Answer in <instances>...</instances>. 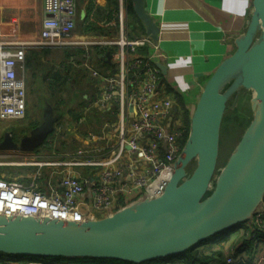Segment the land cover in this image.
<instances>
[{
	"label": "water",
	"instance_id": "95a60500",
	"mask_svg": "<svg viewBox=\"0 0 264 264\" xmlns=\"http://www.w3.org/2000/svg\"><path fill=\"white\" fill-rule=\"evenodd\" d=\"M251 4L235 50L202 87L188 137L160 196L78 222L0 214V254L142 264L184 253L249 221L264 202V0ZM131 6L145 35L157 42L159 27L147 13L145 0H131ZM105 62L110 63L108 52ZM156 67L167 75L165 64ZM247 90L254 93L252 120L217 173L225 111L234 109ZM56 121L44 113L42 123L18 142L5 133L0 151L36 150L48 140Z\"/></svg>",
	"mask_w": 264,
	"mask_h": 264
},
{
	"label": "built area",
	"instance_id": "2783aa9c",
	"mask_svg": "<svg viewBox=\"0 0 264 264\" xmlns=\"http://www.w3.org/2000/svg\"><path fill=\"white\" fill-rule=\"evenodd\" d=\"M42 9L41 29L28 39V46L80 49L63 59L89 73L96 88L93 96H83L85 109L101 111L104 120L99 134L85 135L84 146L75 145L61 154L52 151L49 161L38 160L35 150L0 151V166L31 170L24 181L0 177V203L5 204L0 214L78 222L110 216L137 200L160 196L185 138L181 123L172 115L174 101L164 92L163 76L156 67L161 59L170 57L160 59L155 42L147 36L131 39L120 21L117 41L105 44L110 47V63L116 72L100 74L91 66L87 48L96 43L84 40L89 36L74 34L76 0H43ZM100 23L114 25L112 20ZM25 48L0 38L1 121L25 117ZM145 48L146 52H140ZM105 55L106 51L101 52L100 58ZM56 123L52 134L57 138L63 125ZM55 146L56 142L51 145ZM45 169H49L47 176H43ZM244 226L248 229L243 231L244 238L255 246L261 236L253 231L264 232V209L258 208ZM233 262L228 258L224 264ZM252 264H264V257H255Z\"/></svg>",
	"mask_w": 264,
	"mask_h": 264
},
{
	"label": "crops",
	"instance_id": "0c3cea01",
	"mask_svg": "<svg viewBox=\"0 0 264 264\" xmlns=\"http://www.w3.org/2000/svg\"><path fill=\"white\" fill-rule=\"evenodd\" d=\"M251 1L145 0L147 13L159 27L158 41L155 42L156 53L160 59L163 55L170 57L160 60L167 66V75H161L164 78V92L169 96L173 94L178 96V99L174 98L172 113L175 120H178L175 115L182 110L185 118H190L205 82L222 60L235 50L234 41L245 29L252 9ZM42 6L43 0H0V30L5 32L13 28L15 32L20 31L17 33L19 40L16 44L28 46L30 43L28 39L35 38L41 29ZM126 6L125 0H76L77 19L74 34L83 38L89 36L91 40L85 41L96 43L88 45L87 48H89L91 66L96 68L100 74L116 72V66L105 62L106 55L104 59H101L100 53L104 51L107 53L109 50L106 48L109 47L105 44L119 37L120 21L123 22L126 30L127 23L129 24ZM82 11L85 12L83 19ZM104 20H112L114 25L110 27L101 25L100 22ZM12 21L15 22L12 23ZM141 34V37L146 36L144 28ZM3 35L9 36V33H3ZM130 38L137 39L132 36ZM32 46L37 45H30ZM69 48L71 49L69 53H73L75 48ZM146 50L145 48L140 52L144 53ZM71 56L69 55V58ZM96 63L98 66L95 65ZM68 66L72 67L69 64ZM62 68H65L64 65ZM82 74L87 75L90 81V86L86 87L85 93L80 96L86 106L83 96L86 94L89 97L93 96L96 86L88 72L82 70ZM179 99L184 106H181ZM99 112V116L104 120L102 112ZM101 129L102 125L98 133H92L99 134ZM262 208L264 209V202ZM254 230V233H259L261 236L260 242H257L255 246L242 247L239 253L236 251L238 249L236 243L232 245L230 242H222L223 244L220 242L215 248L223 247L222 257H215L210 263L224 264L228 258L236 262L237 257H243L244 260L251 259L253 263L255 257H264V232ZM60 264L64 262L61 261ZM65 264L86 263L69 262Z\"/></svg>",
	"mask_w": 264,
	"mask_h": 264
},
{
	"label": "rangeland",
	"instance_id": "374dc122",
	"mask_svg": "<svg viewBox=\"0 0 264 264\" xmlns=\"http://www.w3.org/2000/svg\"><path fill=\"white\" fill-rule=\"evenodd\" d=\"M15 21H12V23ZM15 29L9 31L0 30V38H5L9 42H17L19 40L18 34L20 31L15 32ZM30 32V31H29ZM9 33V36L3 35ZM28 33V32H26ZM118 39V38H117ZM114 39L112 41H117ZM90 41L91 39H84ZM35 48L38 53L34 56L29 55V48ZM69 49H55L46 46H26L25 48V60L27 55L31 58V61L25 65V78H26V112L25 117L20 120H0V140L5 133H10L13 138L18 142L21 138L28 136L30 132L42 123L43 115L45 112L51 113L58 121L64 125V129L60 137V143H56L55 148L50 150L46 149L43 144L37 150L38 160L49 161L52 151L58 152L54 154L65 153L71 148L60 147L63 141L71 142L75 141L77 146H84L85 133L99 132L103 123V118L99 116L98 110H86L84 102L80 100L86 87L90 86V81L87 75L78 73L74 70L77 67L72 66L69 68L68 63L64 56L69 53ZM69 68L73 71L68 73V80L65 81V75L60 76L57 84H53L50 79L52 70H61L62 66ZM97 65V63L95 64ZM94 65V66H95ZM98 66V65H97ZM64 68V70H65ZM104 71V69H101ZM106 74H113L112 72ZM254 95L253 91H242L237 106L234 109L227 108L222 120L219 137V149L217 168L223 167L227 161L229 155L238 142V135L241 134L243 128L236 127L232 121L236 119V109L244 114V117L239 113L237 118H241L243 127L247 126V123L253 117L254 105L251 103L250 98ZM232 100H230L228 106ZM64 110V118H58L57 113ZM177 115V114H176ZM47 142V141H46ZM65 148V149H64ZM52 155V154H51ZM2 163V161H0ZM223 165V166H222ZM195 161H193L189 167V172L193 170ZM49 169H45L43 176L48 175ZM31 172L29 167H14V166H0V177L10 181L25 180L28 174ZM238 228V227H237ZM234 228L223 237L227 242L233 245H239L244 238V230ZM222 242V241H221ZM240 242V243H239ZM219 242L212 243L209 246L215 248ZM61 259L64 264L73 260ZM83 263V262H82ZM101 264H113V263H101Z\"/></svg>",
	"mask_w": 264,
	"mask_h": 264
},
{
	"label": "trees",
	"instance_id": "16d2710c",
	"mask_svg": "<svg viewBox=\"0 0 264 264\" xmlns=\"http://www.w3.org/2000/svg\"><path fill=\"white\" fill-rule=\"evenodd\" d=\"M125 1L127 2L126 13H127L128 19H129V24L127 23L126 31H127V33L129 34L130 37L132 36L134 38H140L141 35H142L141 31L143 32V27L140 24L139 20L137 19L136 15H135V13H134V11L132 9L131 0H125ZM106 49L110 50V47L106 48ZM69 50L71 51V49H69ZM75 50L76 51H81L80 49H75ZM38 51L39 50H37V49H31L29 51V55L30 56H34V55H36L38 53ZM67 54H69V53H67ZM26 61H27V63H29L31 61V58H29L28 55H27V58L25 60V65H26ZM75 71L78 72V73H82L81 69H77ZM71 72L72 71L69 70V68H65V70H64V68H62V70H60V69L59 70H52V74H50V79L49 80L55 85L59 81V78L62 75V73H65L66 74L65 75V81H67L68 80V78H67L68 75L67 74L68 73L70 74ZM163 84H164V78L162 80V87H163ZM170 98L174 101V104H175V99H178V96L176 94H173V96L171 95ZM80 100H81V98H80ZM180 102H181V106H184V103L181 100H180ZM239 113L244 117V114H242L240 111H238L236 109V111H235L236 119L234 121H232L233 124L236 127L243 128L242 131H241V134H239L238 137H237L238 138V142H239L244 130L247 128V126L249 125V123L252 120L251 119L247 123L246 127H243V123L240 121L241 118H237V114H239ZM57 115H58V118H64V116H65L64 110L62 112H58ZM175 116L180 121L181 126L183 127V130L185 132V138L181 141V148H182L184 146V144H185V141H186L187 137H188V133H189V119L190 118H185L186 116L184 115L183 110L181 112H178L177 115H175ZM57 122L61 123L58 120H57ZM59 123H56V124L58 125ZM63 129H64V125H63ZM62 132L63 131H61L58 134L59 136L57 138L54 136V134L51 133V135L49 136V139L51 138V141L45 142V144L43 146L46 147V149L50 150L52 148L51 145L54 142L60 143V137H61ZM84 135H86V133ZM63 142L64 143H61L59 145L60 147L73 148L76 145L75 141H74L75 143H72V141L69 142V143H68V141L67 142L63 141ZM221 168H222L221 166H219L217 168V173L221 170ZM18 181H24V180H18ZM213 183H214V181L212 182V185H211L210 189H212ZM209 194H210V191L206 194L205 197H207ZM233 229L225 231V232H222V233H220L217 236L211 237L206 242H204L202 244H199L197 246H194L193 248L187 250L184 253H181V254H178V255H174V256H170V257H167V258H164V259H157V260L145 262V263H142V264H212L210 262H212L213 258L222 257L223 247L219 246L217 248H213V247H211L209 245L212 244V243H217V242L220 243L221 241L223 243L227 242L226 240H224L225 238L223 236L225 234L229 233L230 231H232ZM237 229H239V230L242 229L244 231L248 230L247 228H245L244 225L239 226ZM222 242H221V244H223ZM241 242H242V244L240 245V247H238V250H236V251H239V253H240V249L242 247H245V246L251 247L252 246V242L248 241L245 238H243V240ZM61 261L62 260L59 259V258H51V257L50 258H48V257L38 258V257L12 256V255L0 254V262H1L0 264H11V263H15V264H28V263H31V264H60ZM70 262H83V263H86V264L106 263V262H103V261H100V260H96V259L95 260H92V259L91 260H83V261H74L73 260V261H70ZM113 264H119V263H113ZM123 264H131V263H123ZM232 264H252V262H251V259H245V260L243 259V260H238V261H236V262H234Z\"/></svg>",
	"mask_w": 264,
	"mask_h": 264
},
{
	"label": "bare ground",
	"instance_id": "6f19581e",
	"mask_svg": "<svg viewBox=\"0 0 264 264\" xmlns=\"http://www.w3.org/2000/svg\"><path fill=\"white\" fill-rule=\"evenodd\" d=\"M8 207H10V208L13 209V210L16 209V206L11 205V203H8ZM4 210H5V204H4V202H1V203H0V211H4Z\"/></svg>",
	"mask_w": 264,
	"mask_h": 264
},
{
	"label": "flooded vegetation",
	"instance_id": "af4514ba",
	"mask_svg": "<svg viewBox=\"0 0 264 264\" xmlns=\"http://www.w3.org/2000/svg\"><path fill=\"white\" fill-rule=\"evenodd\" d=\"M46 113H49V112H45V114H46Z\"/></svg>",
	"mask_w": 264,
	"mask_h": 264
}]
</instances>
